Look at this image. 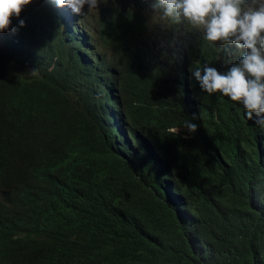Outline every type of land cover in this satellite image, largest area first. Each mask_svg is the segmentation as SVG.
<instances>
[{
    "label": "trees",
    "instance_id": "16d2710c",
    "mask_svg": "<svg viewBox=\"0 0 264 264\" xmlns=\"http://www.w3.org/2000/svg\"><path fill=\"white\" fill-rule=\"evenodd\" d=\"M123 2L96 22L107 71L57 37L0 49V264H264V128L194 84L190 112L172 65L227 54Z\"/></svg>",
    "mask_w": 264,
    "mask_h": 264
},
{
    "label": "clouds",
    "instance_id": "9594fccd",
    "mask_svg": "<svg viewBox=\"0 0 264 264\" xmlns=\"http://www.w3.org/2000/svg\"><path fill=\"white\" fill-rule=\"evenodd\" d=\"M123 3V0H0L2 57H6L7 63L13 47L21 43L26 45V58L46 52L47 44L57 37L80 48L84 69L107 71L112 59L97 37L96 22L111 5L119 14H127ZM132 7L135 12L146 11L154 22L162 25H186L199 32L204 42L227 54L219 61L197 64L193 69L187 54L174 61L173 68L186 76L180 95L190 112L201 105L195 85L208 99L224 98L241 110L244 120H254L264 128V0H134ZM38 9L46 10L52 19L40 25L44 38L32 39ZM55 64L56 59L50 71ZM184 128L195 133L197 125L186 121ZM178 130L172 132H184Z\"/></svg>",
    "mask_w": 264,
    "mask_h": 264
},
{
    "label": "bare ground",
    "instance_id": "6f19581e",
    "mask_svg": "<svg viewBox=\"0 0 264 264\" xmlns=\"http://www.w3.org/2000/svg\"><path fill=\"white\" fill-rule=\"evenodd\" d=\"M116 16H117V14H116ZM147 17H148V16H147ZM100 20H101V19H100ZM149 24H150V23H149ZM180 26H181V28H182V25H180ZM147 27H149V26H147ZM176 28H177V27H176ZM178 30H179V29H178ZM183 36H184V35H183ZM177 37H178V36H177ZM56 40H57V39H55V41H56ZM176 40H177V39H176ZM52 41H53V40H52ZM55 41H54V42H55ZM177 43H178V42H177ZM53 45H54V43H53ZM48 46H49V45H48ZM47 48H48V47H47ZM45 49H46V48H45ZM172 65H173V64H172ZM2 69H4V68H2ZM0 70H1V69H0ZM3 72H4V71H3ZM39 85H40V84H39ZM43 88H44V87H43ZM46 88H47V87H46ZM50 94H51V93H50ZM155 95H156V94H155ZM54 96H55V95H54ZM175 98H176V97H175ZM168 103H170V102H168ZM65 105H66V104H65ZM162 105H163V104H162ZM166 105L169 106V104H166ZM166 105H165V106H166ZM170 105H172V103H171ZM112 106H114V105H112ZM118 107H119V106H118ZM166 107H167V106H166ZM171 107H172V106H171ZM94 111H95V110H94ZM159 111L161 112V110H159ZM167 111H168V110H167ZM160 112H159V114H160ZM163 112H165V111H163ZM168 112H169V111H168ZM115 113H116V112H115ZM164 114H165V113H164ZM162 115H163V114H162ZM170 115H172V114H170ZM168 117H169V116H168ZM119 118H120V117H119ZM122 118H123V117H122ZM166 118H167V117H166ZM170 118H171V117H169L168 119L170 120ZM161 119H162V118H161ZM53 120H54V119H53ZM39 122H40V121H39ZM160 123H161V122H160ZM162 123H163V122H162ZM164 126H165V124H164ZM166 126H167V125H166ZM104 127H106V126H104ZM109 128H110V127H109ZM104 130H105V129H104ZM109 131H110V129H109ZM105 132H106V130H105ZM112 132H113V131H112ZM106 133H107V132H106ZM108 133H109V132H108ZM114 134H115V133H114ZM116 135H117V134H116ZM111 137H112V135H110V138H111ZM200 137H201V136H200ZM110 140H112V138H111ZM138 140H139V139H138ZM141 140H142V139H141ZM113 141H115V138H114ZM120 141H121V140H120ZM140 142H141V141H140ZM146 142H147V141H146ZM143 143H144V142H143ZM111 144H113V143H111ZM119 144H120V143H119ZM157 144H158V143H157ZM117 145H118V142H117ZM144 145H145V144H144ZM120 146H121V145H120ZM146 146H147V145H145V147H146ZM145 147H144V148H145ZM148 147H149V146H148ZM131 148H132V147H131ZM133 150H135V149H133ZM147 150H148V149H147ZM124 151H125V149H124ZM126 152L128 153V150H127ZM126 152H125V153H126ZM137 154H138V153H137ZM124 156H126V155H124ZM128 157H130V156H128ZM128 157H127V158H128ZM131 157H132V156H131ZM136 157H138V156H136ZM127 158H126V159H127ZM131 159H133V158H131ZM134 161H135V160H134ZM134 161H133V162H134ZM136 161H137V160H136ZM133 162H132V163H133ZM133 164H134V163H133ZM133 164H132V165H133ZM138 168H139V167H138ZM259 192H260V191H259ZM8 200H9V199H8ZM10 203H11V202H10ZM15 204H16V203H15ZM188 210H189V209H188Z\"/></svg>",
    "mask_w": 264,
    "mask_h": 264
},
{
    "label": "water",
    "instance_id": "95a60500",
    "mask_svg": "<svg viewBox=\"0 0 264 264\" xmlns=\"http://www.w3.org/2000/svg\"><path fill=\"white\" fill-rule=\"evenodd\" d=\"M204 202H205L206 205H209V203H208L207 200L204 199ZM238 231H239L240 233H242L241 230H240V228H238Z\"/></svg>",
    "mask_w": 264,
    "mask_h": 264
},
{
    "label": "rangeland",
    "instance_id": "374dc122",
    "mask_svg": "<svg viewBox=\"0 0 264 264\" xmlns=\"http://www.w3.org/2000/svg\"><path fill=\"white\" fill-rule=\"evenodd\" d=\"M178 132L180 133V131L178 130Z\"/></svg>",
    "mask_w": 264,
    "mask_h": 264
}]
</instances>
